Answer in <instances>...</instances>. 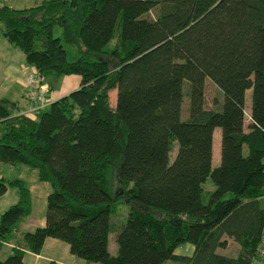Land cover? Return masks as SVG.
<instances>
[{"label":"trees","instance_id":"obj_1","mask_svg":"<svg viewBox=\"0 0 264 264\" xmlns=\"http://www.w3.org/2000/svg\"><path fill=\"white\" fill-rule=\"evenodd\" d=\"M0 21L43 80L81 77L33 111L0 99V161L28 164L52 185L45 224L21 231L31 191L0 179V194L19 191L0 215V248L14 243L0 264H24L48 236L101 264H252L264 229V0H42L0 4ZM208 176L215 188L204 202ZM228 237L235 255L218 251ZM188 242L193 252L179 253Z\"/></svg>","mask_w":264,"mask_h":264},{"label":"crops","instance_id":"obj_2","mask_svg":"<svg viewBox=\"0 0 264 264\" xmlns=\"http://www.w3.org/2000/svg\"><path fill=\"white\" fill-rule=\"evenodd\" d=\"M42 0H0V4H8L14 7L23 8L31 5L40 3ZM30 2V3H26ZM35 2V3H31ZM24 4V5H23ZM9 39L5 36L3 32V24H0V44H3L4 47L0 49V54L6 53L9 58L3 60L0 63V77L4 79L1 82L0 78V99L7 98L12 101L17 102V106H20L21 109H24L28 106L27 99L25 97V80L27 73L31 71L34 67L26 59V55L23 51L19 52L12 42H6ZM7 43L10 46H7ZM73 74H65L61 87L56 90L53 85L54 77L60 78L59 76H54L51 74V81L48 79L50 84V98L51 100L57 99L65 94H68L72 91V88L80 86V79ZM74 82L73 84L76 87H66L67 83ZM77 82V83H76ZM249 90V89H248ZM247 90V92H248ZM247 96V94H246ZM248 99V98H246ZM247 101V100H246ZM247 106V105H246ZM249 110L251 111V105H249ZM215 144V142H214ZM215 146V145H214ZM214 157H215V148H214ZM220 160V159H219ZM4 178L5 180H11L14 178H19L24 180L28 185L31 196H32V209L31 212L24 217L20 224L21 231L33 230L40 225H44L46 222V209L48 202V195L52 190V185L49 181L41 180L38 176L37 171L32 168L30 165L25 163L12 164L8 162L0 161V179ZM19 199V191L17 186L9 185L7 190L0 194V215L7 209L11 204L17 202ZM233 238L228 237V245ZM234 241V240H233ZM112 242L109 238V249L112 253L118 252V246L114 249L111 247ZM187 245V244H186ZM186 246V248H181L179 246L177 251L179 253H192L194 250V245ZM227 245V246H228ZM13 242H5L0 248V260H4L13 250ZM240 245L236 244V249L238 252ZM226 248V247H223ZM182 249V250H180ZM218 251L227 253L221 248ZM237 254V253H235ZM231 254V255H235ZM50 260H55L57 264H101L99 262H91L82 257H78L71 252L70 243L54 236H48L44 242V245L40 252H33L28 250L24 256V264H45ZM164 264H186L181 263L175 260H168Z\"/></svg>","mask_w":264,"mask_h":264},{"label":"rangeland","instance_id":"obj_3","mask_svg":"<svg viewBox=\"0 0 264 264\" xmlns=\"http://www.w3.org/2000/svg\"><path fill=\"white\" fill-rule=\"evenodd\" d=\"M26 3H30V2H26ZM31 3H35V2H31ZM0 24H3V23L0 21ZM59 31H60V29H59V27H57L56 32L59 33ZM6 42H10V41L8 40ZM114 42H115V40H113L110 44H113ZM7 44H8L7 46H10L9 44H11V43H7ZM11 46H15L19 52L23 53V51L21 50V48L19 46L15 45V44H13ZM3 47H4V45L0 44V49H2ZM71 49H72V47H71ZM73 52H74L73 49H72V52L71 51L69 52L70 58H72V56L74 54ZM8 58H9V56L6 53L0 54V60L1 61L7 60ZM1 61H0V63H1ZM54 76H59V75H54ZM64 76H65V74L61 75L60 78L54 77L53 85H54L56 90H58L61 87V83L64 82L62 79V78H64ZM73 76H76L77 78L80 79L79 74H75ZM51 77L52 76H50V75L44 77V81L47 84H49L48 79H50V81H51ZM3 81H4V79L1 78V82H3ZM73 83L74 82L67 83L66 87H76L74 85H77V84H73ZM76 88H78V87H76ZM76 88H72V89H76ZM206 92H207V102H208V105H210L212 102V98H213L214 94L217 92V86L210 79L207 80ZM116 96H117V89L116 88L111 89L110 90V101H111L112 105H115V103H116ZM246 98H248V99H246L247 100L246 101V105H247L246 110H247V113L249 114L250 113V110H249L250 106L249 105H251V102H252L251 89L248 90ZM188 105H189V100H188V97L185 96V100L183 101V106H182V117L183 118H187L189 116V106ZM247 122H248V119H246V123ZM214 145H215L214 146L215 157H214L213 162H214V164H217L219 162V159H220V128L219 127L216 128V131H215V144ZM177 147H178V144H177V142H175V147L172 150V155L175 154ZM112 173H113V171H112ZM113 178H114V182H116L115 187L119 188L120 185H119V183H117L116 175L113 174ZM203 187H204V190L202 193V198H203L204 202H207L209 200L210 192L215 188V183H214L211 176H208L207 179L204 181ZM129 210H130L129 203L128 202H122V203H120V205L118 207V212L115 214V217H117L121 221H123L127 218ZM109 238L112 242V245H111L112 249H114L115 246L117 248L118 243L116 241L114 231L110 232ZM186 244L181 245V248H186V246H192L190 242H188ZM236 244H237V242L231 240L229 245L226 248H221V249L225 252H228L229 254H235V253H237ZM180 250H182V249H180Z\"/></svg>","mask_w":264,"mask_h":264},{"label":"built area","instance_id":"obj_4","mask_svg":"<svg viewBox=\"0 0 264 264\" xmlns=\"http://www.w3.org/2000/svg\"><path fill=\"white\" fill-rule=\"evenodd\" d=\"M25 94L29 101V106L28 109L24 111H33L50 101L49 84L43 80L35 66L27 73L25 80ZM252 264H264V229Z\"/></svg>","mask_w":264,"mask_h":264}]
</instances>
